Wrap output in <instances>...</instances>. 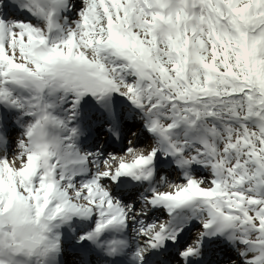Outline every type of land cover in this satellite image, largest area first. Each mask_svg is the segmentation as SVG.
I'll return each mask as SVG.
<instances>
[{
  "label": "snow or ice",
  "instance_id": "obj_1",
  "mask_svg": "<svg viewBox=\"0 0 264 264\" xmlns=\"http://www.w3.org/2000/svg\"><path fill=\"white\" fill-rule=\"evenodd\" d=\"M264 264V0H0V264Z\"/></svg>",
  "mask_w": 264,
  "mask_h": 264
}]
</instances>
